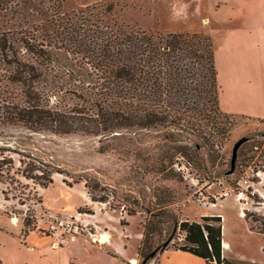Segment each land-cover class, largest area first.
<instances>
[{"label": "rangeland", "instance_id": "1", "mask_svg": "<svg viewBox=\"0 0 264 264\" xmlns=\"http://www.w3.org/2000/svg\"><path fill=\"white\" fill-rule=\"evenodd\" d=\"M258 2L235 0L212 32L208 15L213 5L207 0H0V34L25 31L41 40L51 28L50 19L63 13H90L103 24L134 30L199 33L210 37L216 50L220 98L231 105L234 72L260 70L264 45L245 49L228 30L264 26V5ZM250 90L257 100L259 91ZM214 109L216 121L196 125L197 131L169 125L132 144L111 140L104 152L94 137L29 135L14 129L20 141L11 145L15 152H5L11 163L0 170L3 264H142L145 253L154 250L145 264H157L160 251L183 243L178 221L219 214L222 237L230 246L226 257L236 264H264V234L257 228L264 223V119ZM185 125L181 121L179 126ZM166 133L173 139L161 140ZM243 136L248 141L238 149L235 170L225 175L232 146ZM194 142L202 144L196 154L176 153L161 171L157 157L163 151ZM224 190L229 194L220 196ZM201 193L216 206H203ZM99 235L109 245L100 246ZM116 242L126 261L112 251Z\"/></svg>", "mask_w": 264, "mask_h": 264}, {"label": "trees", "instance_id": "2", "mask_svg": "<svg viewBox=\"0 0 264 264\" xmlns=\"http://www.w3.org/2000/svg\"><path fill=\"white\" fill-rule=\"evenodd\" d=\"M91 17L54 16L41 40L25 31L0 34V170L11 163L5 152H15L11 145L20 141L14 129L94 137L104 152L111 140L127 144L169 125L197 131L196 125L216 121L219 85L210 37L134 30ZM181 121L186 125L179 126ZM201 147L199 142L168 147L157 157L161 171L176 153L188 158ZM200 219L177 222L183 243L174 248L208 264H236L222 254L221 216ZM261 224L257 228L264 234Z\"/></svg>", "mask_w": 264, "mask_h": 264}, {"label": "crops", "instance_id": "3", "mask_svg": "<svg viewBox=\"0 0 264 264\" xmlns=\"http://www.w3.org/2000/svg\"><path fill=\"white\" fill-rule=\"evenodd\" d=\"M210 1H212L211 4L213 5V9H212L213 13L208 15V19L211 20V22L213 23L212 32L213 31L215 32L218 31V22L222 21L224 9L233 6L235 0H207V2ZM260 4L264 5V0H259L258 6H260ZM228 33L230 34V37H233L235 39H240L241 42L239 44L241 46H246L245 49L248 46L250 48L252 47L253 49V47H255V45L258 44V42L261 45H264V26L255 27L251 24H246L242 27L229 29ZM259 61L260 59L257 58L255 62L256 65H259ZM261 61L263 62V65L260 70H251L252 68L248 69L245 67L244 70H239L234 72L231 78V84L234 91L232 96L233 101L231 102V105H227L223 101V99L220 98L221 87L219 86V106L221 110L227 113L243 114L249 117L264 119V49L262 50ZM248 62L250 61L248 60ZM217 76H218V72H217ZM250 87H253L254 90L259 91V93H256L257 100H255L249 93L251 91ZM221 218H223L222 215ZM109 243L107 244L100 243V246L109 245ZM225 243L229 245V242L222 237L221 246L222 244ZM119 246L120 245L118 244V242H116L114 246L112 245V251H114V254L118 255L121 259L126 261L125 257L120 251ZM228 247L229 248H224L222 246V254L225 257H226V252L230 249V246ZM106 254L111 255V253L107 251ZM157 264H208V263L203 258L193 255L189 252L171 247H166L164 248V250L159 252Z\"/></svg>", "mask_w": 264, "mask_h": 264}, {"label": "water", "instance_id": "4", "mask_svg": "<svg viewBox=\"0 0 264 264\" xmlns=\"http://www.w3.org/2000/svg\"><path fill=\"white\" fill-rule=\"evenodd\" d=\"M246 141H248V137L243 136V137L239 138L238 140H236V142L233 144L232 150H231V157H230V168L225 172V175H230L234 172L235 166H236L238 149ZM156 252H157V250H154L153 252H151L150 256L155 255ZM142 264H145V262H143Z\"/></svg>", "mask_w": 264, "mask_h": 264}, {"label": "built area", "instance_id": "5", "mask_svg": "<svg viewBox=\"0 0 264 264\" xmlns=\"http://www.w3.org/2000/svg\"><path fill=\"white\" fill-rule=\"evenodd\" d=\"M185 177H188L189 179H190V183L193 185V186H197L198 187V181L194 178V177H192V176H190L189 174H187ZM246 182V181H245ZM200 189V188H199ZM229 191L228 190H224L223 192H221L220 193V196H227L229 193H228ZM240 193V192H239ZM202 194V193H201ZM198 200L202 203V205L203 206H207V205H211V204H213L214 205V203H211V202H209L208 201V197L207 196H205V195H203L202 194V197H198Z\"/></svg>", "mask_w": 264, "mask_h": 264}, {"label": "bare ground", "instance_id": "6", "mask_svg": "<svg viewBox=\"0 0 264 264\" xmlns=\"http://www.w3.org/2000/svg\"><path fill=\"white\" fill-rule=\"evenodd\" d=\"M213 207H215L216 205H212ZM240 216H242V213H240ZM98 241L100 242V243H107V239L106 238H104L102 235H99V238H98ZM222 246L224 247V248H229L228 246V244H222ZM132 262H134V259H132L131 260Z\"/></svg>", "mask_w": 264, "mask_h": 264}]
</instances>
